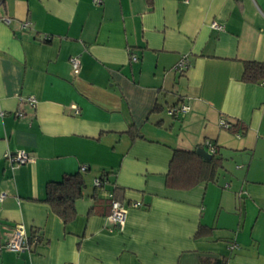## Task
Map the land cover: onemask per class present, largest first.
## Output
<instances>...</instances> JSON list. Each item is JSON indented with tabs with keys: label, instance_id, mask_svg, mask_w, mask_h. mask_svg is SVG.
Instances as JSON below:
<instances>
[{
	"label": "crops",
	"instance_id": "crops-1",
	"mask_svg": "<svg viewBox=\"0 0 264 264\" xmlns=\"http://www.w3.org/2000/svg\"><path fill=\"white\" fill-rule=\"evenodd\" d=\"M244 61L264 62V0H0V264H264V80L243 81ZM28 95L35 106L19 105ZM206 140L215 179L167 187L173 149L211 155ZM83 165L63 224L46 183ZM103 172L120 228L94 192ZM17 223L39 239L19 252L2 246Z\"/></svg>",
	"mask_w": 264,
	"mask_h": 264
},
{
	"label": "trees",
	"instance_id": "trees-1",
	"mask_svg": "<svg viewBox=\"0 0 264 264\" xmlns=\"http://www.w3.org/2000/svg\"><path fill=\"white\" fill-rule=\"evenodd\" d=\"M147 2L151 3V0H147ZM47 40L45 39L43 41ZM242 80L245 82H259L264 80V62L244 61ZM153 109L158 110L157 106H154ZM237 124H232L230 129L235 130ZM221 166V158L218 156L216 150L211 154L209 159H205L194 149L175 148L173 149L168 164L165 184L170 188L183 189L190 188L199 182L213 181ZM85 171L86 169L83 171L77 170L74 173L64 174L59 181H49L46 183L45 198L43 201L50 206L52 212L62 220L63 224H67L76 216V201L82 197L85 188ZM107 175V172L99 175L98 178L102 184L100 188L94 186L95 193L107 190L105 189V186L109 184ZM116 190L117 188L113 186L109 191L113 199L120 200ZM95 193L93 195L94 197ZM104 199L109 201L110 207V199ZM199 233V231L196 232V236ZM33 234L31 237L35 236Z\"/></svg>",
	"mask_w": 264,
	"mask_h": 264
},
{
	"label": "built area",
	"instance_id": "built-area-1",
	"mask_svg": "<svg viewBox=\"0 0 264 264\" xmlns=\"http://www.w3.org/2000/svg\"><path fill=\"white\" fill-rule=\"evenodd\" d=\"M95 3H98L100 0H93ZM8 21V20H5ZM29 22H25L24 26H28ZM210 26L212 28L221 30L223 29L222 24L216 22V21H212L210 23ZM130 59L132 61H135L137 59L135 54H131ZM69 62L70 65L72 67V70L74 73H77L80 67V62H79V58L77 56H71L69 58ZM190 63H189V56L188 54H182L177 62L174 64L173 69L174 71L178 72V73H184L187 68L189 67ZM18 103L19 105H23V104H28L29 106L34 107L35 103H36V99L34 96L32 95H28L26 97H22L19 96L18 97ZM189 104L185 101L182 100L181 102L174 104L172 106H168L167 108V112L170 115L173 116H177L178 114H183L185 112H187L189 110ZM15 114L17 116H22L24 114L23 111L21 110H17L15 112ZM220 125H222L225 128L230 127V124L228 122H226L225 120H220ZM205 144L208 147L209 152L212 154L215 152V146L212 144L211 141L206 140ZM4 156L6 157V159L9 161L10 164L12 165H18V164H23L25 162H28L31 160V156L24 150H17L15 152H11V151H6L4 153ZM86 169V166H81L80 170L83 171ZM101 181L99 180V178H96L94 180V186L100 188L101 186ZM101 193L104 195L105 198L110 199V212H109V219L110 221L117 226L118 228H120L125 221L126 218V208L123 205V203H121L119 200L113 199L112 198V194L110 191L107 190H102ZM5 195V192H1L0 193V199L3 198V196ZM133 206H137L139 205L138 203H133ZM36 242L37 237L33 236L30 237L29 234L26 232V230L24 229L22 224H15L12 229L11 232L8 234L4 244L2 245L3 247H5L6 249L12 250V251H22V250H27L30 247V244Z\"/></svg>",
	"mask_w": 264,
	"mask_h": 264
},
{
	"label": "water",
	"instance_id": "water-1",
	"mask_svg": "<svg viewBox=\"0 0 264 264\" xmlns=\"http://www.w3.org/2000/svg\"><path fill=\"white\" fill-rule=\"evenodd\" d=\"M196 152L201 155L203 158L205 159H209L210 158V154H208L203 148H197Z\"/></svg>",
	"mask_w": 264,
	"mask_h": 264
}]
</instances>
